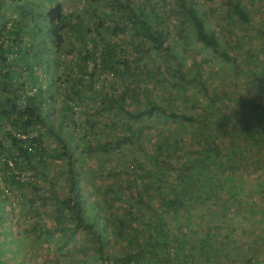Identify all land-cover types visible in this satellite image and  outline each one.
Segmentation results:
<instances>
[{
	"label": "trees",
	"instance_id": "obj_1",
	"mask_svg": "<svg viewBox=\"0 0 264 264\" xmlns=\"http://www.w3.org/2000/svg\"><path fill=\"white\" fill-rule=\"evenodd\" d=\"M1 1L0 264L12 186L32 212L40 213L37 199L43 205L52 196L56 206L43 213L65 244L84 234L73 247L81 264H264V96L238 88L264 92V0H104L111 12L88 0L94 26L61 0ZM9 6L16 15L6 24ZM110 29L127 38H109ZM182 44L199 58L185 59ZM65 46L81 74L66 79L61 97L51 79L65 77L56 72ZM213 56L227 63L209 87L203 63ZM144 78L196 111L149 97ZM195 84L203 103L193 97ZM100 94L103 125L88 115L77 121L75 105ZM176 120L189 124L179 131ZM145 124L154 136L142 142ZM107 125L113 132L98 140ZM76 133L87 142L75 141ZM130 144L145 145L154 164L129 155ZM91 153H102L95 165L85 161Z\"/></svg>",
	"mask_w": 264,
	"mask_h": 264
},
{
	"label": "rangeland",
	"instance_id": "obj_2",
	"mask_svg": "<svg viewBox=\"0 0 264 264\" xmlns=\"http://www.w3.org/2000/svg\"><path fill=\"white\" fill-rule=\"evenodd\" d=\"M64 3V9L65 11H69L72 8H76L79 11H81V14L84 16L83 20L84 23L87 25H93V22L97 20V16L90 15L87 12L89 11L90 7L88 5V0H61ZM94 4L97 3V0H93ZM102 2V3H101ZM205 6L208 5L207 1H203ZM206 3V4H205ZM2 5V1L0 0V6ZM4 5V3H3ZM2 5V6H3ZM99 8L104 9L103 7H106L105 9L108 10V12L112 11L111 5L106 3L104 0H100V5L98 6ZM5 16L4 19H8L7 23H10V21L14 20L16 11L12 6H9L4 13ZM115 15V13H114ZM112 15V17H115ZM105 23L110 24V19L111 17H105ZM105 28V27H104ZM109 38L118 40L121 42V40H125L127 38L126 35L123 33H115L114 31H107L106 33ZM66 36V35H65ZM184 47L183 54L185 59H195L199 58L200 53L198 51H194L189 47V44H182ZM62 48V51L60 52V63L58 64V67L56 68V72H62L65 74V77H58L55 75L51 80L53 81L54 87L58 88L60 92V96L62 97V93L64 88L68 86V81H66L67 78H69L70 75L72 74H77L80 76L81 72L76 71V65L74 62H72L70 59H74V52L70 50L69 46H65ZM148 63L150 64L152 62V56H146ZM223 59L219 57H212V58H207L204 60V69L205 70H210L211 74L210 77L211 79L208 81L209 87H213L215 84L219 82L221 74L223 72V69L225 67V64L227 63L226 61H222ZM74 61H77L76 59ZM230 61V60H229ZM239 77L243 76L242 73H237ZM110 77V75H109ZM81 78L83 80L86 79L87 77L82 74ZM113 78V77H112ZM105 82H112L110 79L106 80ZM119 77L118 79L115 80V84H119ZM144 85H147V87L152 89V92L149 93V97H155L162 95L164 97V101L168 104H170L171 107H176L183 109L185 112L190 113L196 111L195 106H193L190 102L186 100H173L171 96L169 95L168 90L163 88V83L159 82L156 84L155 87L154 84L155 82L148 79L144 78L143 81L141 82ZM109 87V86H108ZM192 92H193V97L197 102L203 103V101L207 100L206 94L204 93V90H202L198 85H192ZM238 88L243 92L245 95L249 96H256V97H261L263 98L264 92L260 90L258 87H256L253 84H238ZM83 89L85 92L88 91V87L86 85L83 86ZM101 94L100 95H95L94 97L90 98H85L83 102H79L75 105L74 109L76 111L74 117L76 118L77 121H84L85 115H88L90 118L94 117L100 120L99 123L103 125V120L105 118V115L108 113L107 111H99L101 108V105L103 101H101ZM59 99V98H57ZM138 103L140 106L141 102ZM145 101V99H144ZM229 103L234 105V101L228 99ZM55 104H58L55 102ZM57 106V105H55ZM93 106V107H91ZM59 110H53V114L55 116H58L60 113ZM119 116H122L120 113L118 114H112V117L117 120ZM148 123V121L146 122ZM182 123H185V125L188 123V121H183L180 122L179 120L175 121V124H177V129L180 131L182 130ZM189 124V123H188ZM113 125L109 127L108 125L104 127L101 131L96 132V137L98 140H102L104 136L109 135L111 132H113ZM116 128V125H115ZM144 133L141 135L142 142L143 140H149L154 136L153 132L150 131L149 125L145 124L144 125ZM116 134H121L120 132L116 131ZM74 140L79 142L81 145L82 143L87 142V138H83L82 136L80 137L78 133L74 135ZM143 144V143H142ZM138 145L137 144H130L129 146L134 149V151H131L129 155H135L134 158H138L139 160L145 161L149 165L154 164V159L152 157H148L146 154V149L147 147L145 145ZM82 152V151H81ZM102 153H98L97 155L94 153H91L92 157H86L85 161L87 163H91L95 165L97 163V156L101 155ZM83 157H85L82 154ZM117 158L115 159V161ZM121 161L118 162L120 163H125V160L120 159ZM100 161H104L101 160ZM105 163L107 161L105 160ZM56 163L52 164V168ZM59 167V166H58ZM62 170H65L62 165H60ZM140 169V168H139ZM138 169V171H139ZM1 174V173H0ZM264 177V174H263ZM102 180H105V176L102 177ZM249 180V179H248ZM38 183L42 184L43 181L41 178H38ZM0 185H3V182L0 178ZM55 186L58 187L59 193H62V189L59 184V180L56 181ZM42 194H47L46 189L40 190ZM8 195L10 196L9 199L6 200L4 204L5 210L13 211L11 213H8V215L12 216V221L8 223L5 221L4 226L6 230V245L5 247L7 248V252L3 253V257L5 259L4 264H18V262L21 261L22 264H81L77 257H80V251H75L73 250V247H75L77 244H82L85 241L84 234L82 235L81 232H77L76 234L71 237L70 240L65 244V239L63 237V231L62 230H55L53 232V223L51 217L49 218V215H46L43 213V210L46 209V211L52 210L56 206L55 202L52 199V196H49L45 198V204H40V199L35 202L34 206H37L40 208V213L32 212L33 207L31 208V205L25 200L22 199L20 196V189L12 186L8 190ZM20 196V197H19ZM260 197V195H259ZM34 222H37L36 227H33L32 224ZM43 227H46L48 229H45V231H42L39 235V231ZM69 232V231H66ZM25 253H30L29 255H25Z\"/></svg>",
	"mask_w": 264,
	"mask_h": 264
}]
</instances>
